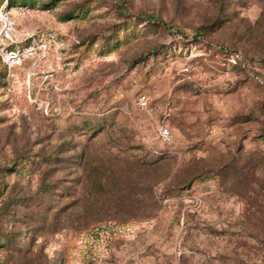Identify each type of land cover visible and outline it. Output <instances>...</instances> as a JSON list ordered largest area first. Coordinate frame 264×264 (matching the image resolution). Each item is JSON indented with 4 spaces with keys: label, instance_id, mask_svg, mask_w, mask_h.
Listing matches in <instances>:
<instances>
[{
    "label": "rangeland",
    "instance_id": "obj_1",
    "mask_svg": "<svg viewBox=\"0 0 264 264\" xmlns=\"http://www.w3.org/2000/svg\"><path fill=\"white\" fill-rule=\"evenodd\" d=\"M0 264H264V0H0Z\"/></svg>",
    "mask_w": 264,
    "mask_h": 264
},
{
    "label": "built area",
    "instance_id": "obj_2",
    "mask_svg": "<svg viewBox=\"0 0 264 264\" xmlns=\"http://www.w3.org/2000/svg\"><path fill=\"white\" fill-rule=\"evenodd\" d=\"M150 97L146 93H141L138 96V105L141 109L148 110L149 109ZM172 137V133L168 126H161L159 128V138L161 141L166 142L169 141Z\"/></svg>",
    "mask_w": 264,
    "mask_h": 264
},
{
    "label": "trees",
    "instance_id": "obj_3",
    "mask_svg": "<svg viewBox=\"0 0 264 264\" xmlns=\"http://www.w3.org/2000/svg\"><path fill=\"white\" fill-rule=\"evenodd\" d=\"M11 4L18 3V2H27V0H9Z\"/></svg>",
    "mask_w": 264,
    "mask_h": 264
}]
</instances>
